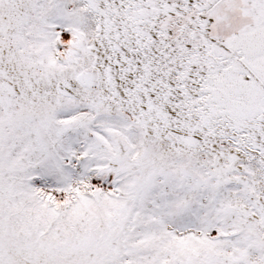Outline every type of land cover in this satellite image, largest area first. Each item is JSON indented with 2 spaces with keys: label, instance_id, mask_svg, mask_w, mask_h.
Listing matches in <instances>:
<instances>
[{
  "label": "snow or ice",
  "instance_id": "obj_1",
  "mask_svg": "<svg viewBox=\"0 0 264 264\" xmlns=\"http://www.w3.org/2000/svg\"><path fill=\"white\" fill-rule=\"evenodd\" d=\"M0 264H264V0H0Z\"/></svg>",
  "mask_w": 264,
  "mask_h": 264
}]
</instances>
